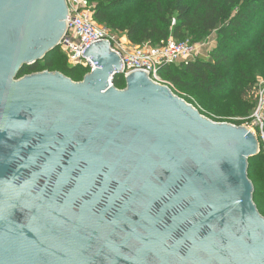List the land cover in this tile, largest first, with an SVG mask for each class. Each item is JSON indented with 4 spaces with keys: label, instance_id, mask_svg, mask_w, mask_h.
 <instances>
[{
    "label": "water",
    "instance_id": "obj_1",
    "mask_svg": "<svg viewBox=\"0 0 264 264\" xmlns=\"http://www.w3.org/2000/svg\"><path fill=\"white\" fill-rule=\"evenodd\" d=\"M66 0H0V264H264L246 126L127 73L106 40L81 81L44 70ZM112 80V83L110 82Z\"/></svg>",
    "mask_w": 264,
    "mask_h": 264
},
{
    "label": "trees",
    "instance_id": "obj_2",
    "mask_svg": "<svg viewBox=\"0 0 264 264\" xmlns=\"http://www.w3.org/2000/svg\"><path fill=\"white\" fill-rule=\"evenodd\" d=\"M91 1L96 22L127 33L136 45H161L170 37L179 41L190 38L191 43H197L215 33L214 43L207 49L209 59L197 57L168 65L161 69L160 76L175 94H187L189 103L196 100L208 107L204 98L215 96L232 101L226 103L223 114L251 113L254 99L249 96L257 78H264V0H140L136 10L125 18L119 17L117 9L135 0ZM44 70L61 72L73 81H81L89 72L87 67L69 65L59 47L42 62L24 66L21 72ZM113 85L123 89L124 75H115ZM248 175L256 203L259 182L264 186L263 149L249 159Z\"/></svg>",
    "mask_w": 264,
    "mask_h": 264
},
{
    "label": "built area",
    "instance_id": "obj_3",
    "mask_svg": "<svg viewBox=\"0 0 264 264\" xmlns=\"http://www.w3.org/2000/svg\"><path fill=\"white\" fill-rule=\"evenodd\" d=\"M68 5L67 31L60 40L59 48L71 66H83L92 71L95 63L82 55L83 49L97 40H106L116 51L123 64V75L143 70L156 83L171 86L160 76L162 68L200 57L202 47L214 42L211 35L201 43L188 40L179 41L170 37L161 45L133 44L127 33H117L94 19L95 5L91 0H66ZM210 47V46H209ZM112 83V80L110 81ZM253 97L254 107L242 126L250 129L258 138L260 150L264 151V78L258 77ZM228 123L236 125L232 121Z\"/></svg>",
    "mask_w": 264,
    "mask_h": 264
},
{
    "label": "rangeland",
    "instance_id": "obj_4",
    "mask_svg": "<svg viewBox=\"0 0 264 264\" xmlns=\"http://www.w3.org/2000/svg\"><path fill=\"white\" fill-rule=\"evenodd\" d=\"M139 1L140 0H135L134 2H132L131 4H127L125 6H121L120 8L117 9V14L119 15L120 18H125L128 15H130L132 12H134L136 10V8L139 5ZM117 33H119L120 31H117L113 28H109ZM122 33V32H120ZM188 41H190V38L187 39ZM205 39H203L202 41H200L199 43L203 42ZM42 62V61H41ZM82 66H79V68H81ZM27 75L24 72H21L18 76V78L23 77ZM186 101L190 99V97L187 94H183L182 95ZM189 98V99H188ZM244 98V97H243ZM204 99H206L209 102V106L208 107H204L201 103H199L196 100H191L192 103L194 104L193 106L196 107L200 112H202V114L204 116H206L207 118L215 121V122H227V121H232L234 122L236 125H243L246 121V118L248 117L249 114H238V115H233V116H229L227 114H223L221 111H223V109L225 108L226 103H232L231 100L229 99H219L216 98L215 96H207ZM188 102V101H187ZM189 103V102H188ZM190 103V104H192ZM215 109V111L213 110ZM258 191L259 194L257 195V199H256V204L260 210V212L262 213V215L264 216V186L263 183L260 181L259 185H258Z\"/></svg>",
    "mask_w": 264,
    "mask_h": 264
},
{
    "label": "crops",
    "instance_id": "obj_5",
    "mask_svg": "<svg viewBox=\"0 0 264 264\" xmlns=\"http://www.w3.org/2000/svg\"><path fill=\"white\" fill-rule=\"evenodd\" d=\"M211 38L214 40L215 39V33H212L211 34ZM214 43V42H213ZM213 43H211L210 45H205V46H203L202 47V50H201V55H200V57L202 58V59H209V55H208V52H207V49L209 48V46H212L213 45Z\"/></svg>",
    "mask_w": 264,
    "mask_h": 264
}]
</instances>
